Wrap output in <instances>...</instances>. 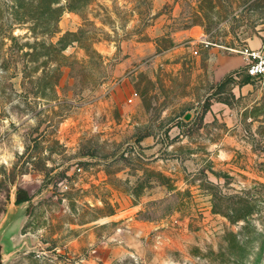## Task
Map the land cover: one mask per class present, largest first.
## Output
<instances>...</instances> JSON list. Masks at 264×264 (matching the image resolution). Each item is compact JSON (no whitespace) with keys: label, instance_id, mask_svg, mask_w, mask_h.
I'll return each mask as SVG.
<instances>
[{"label":"rangeland","instance_id":"1","mask_svg":"<svg viewBox=\"0 0 264 264\" xmlns=\"http://www.w3.org/2000/svg\"><path fill=\"white\" fill-rule=\"evenodd\" d=\"M263 49L264 0H0L3 264H264Z\"/></svg>","mask_w":264,"mask_h":264},{"label":"built area","instance_id":"2","mask_svg":"<svg viewBox=\"0 0 264 264\" xmlns=\"http://www.w3.org/2000/svg\"><path fill=\"white\" fill-rule=\"evenodd\" d=\"M247 61L246 73L264 83V49L258 51H243Z\"/></svg>","mask_w":264,"mask_h":264},{"label":"trees","instance_id":"3","mask_svg":"<svg viewBox=\"0 0 264 264\" xmlns=\"http://www.w3.org/2000/svg\"><path fill=\"white\" fill-rule=\"evenodd\" d=\"M13 41L16 40L15 37H12L11 38ZM25 68V67H24ZM229 75V74H228ZM247 76L244 78V80L242 81V84H246V83H249L250 80H253L254 78L250 77L248 74H246ZM233 76V74H230L227 78H225L226 76L223 77V79H228L229 77ZM225 80H222V81H225ZM223 83V82H221ZM9 197L7 196V199ZM31 201V197L29 196V194L27 193L26 190H24L23 188H17L16 191H15V199H14V204L15 205H22L24 203H28ZM5 211V208L2 207L0 208V213L4 212Z\"/></svg>","mask_w":264,"mask_h":264},{"label":"water","instance_id":"4","mask_svg":"<svg viewBox=\"0 0 264 264\" xmlns=\"http://www.w3.org/2000/svg\"><path fill=\"white\" fill-rule=\"evenodd\" d=\"M5 251H6V247L1 242V238H0V264H3V256H4Z\"/></svg>","mask_w":264,"mask_h":264}]
</instances>
